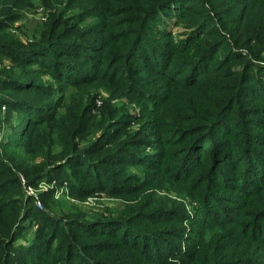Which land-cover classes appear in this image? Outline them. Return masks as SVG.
<instances>
[{"label": "trees", "instance_id": "1", "mask_svg": "<svg viewBox=\"0 0 264 264\" xmlns=\"http://www.w3.org/2000/svg\"><path fill=\"white\" fill-rule=\"evenodd\" d=\"M43 2L48 18L28 43L11 29L38 2L0 0V62L11 57L37 65L30 73L79 91L70 106L60 102L59 114L47 101L54 92L40 80L11 71L0 81L5 95L0 104L18 112L21 122L13 129L23 126L15 141L0 143V264H176L171 257L181 264H264V6L244 24L234 17V0ZM171 12L189 27L201 28L200 35L181 46L171 31L161 29L163 16ZM238 64L243 73L233 70ZM102 87L140 113L123 111L111 129L83 148L92 115L100 109L91 91ZM112 113L108 105L100 116L108 121ZM199 114H205L204 123L193 124ZM127 118L144 120L143 131L133 132L136 127ZM146 130L165 138L166 150L152 162L154 155L129 160L131 146ZM216 135L220 141H207ZM179 141L184 154L171 149ZM207 143L214 147L205 152ZM192 156L194 167L186 170ZM116 164L129 173L134 165L143 166L146 179L128 173L121 180L107 168ZM56 171L66 174L78 198L105 189L137 202L121 221L137 229L108 232L111 226L84 228L91 221L77 216L66 221L50 216L42 219L46 223L33 240L22 241L32 201L22 199V181L35 187ZM156 186L197 202L199 212L191 218L183 202L144 199ZM184 239L192 240L187 247L192 252L176 254ZM19 241L23 248L17 250Z\"/></svg>", "mask_w": 264, "mask_h": 264}, {"label": "rangeland", "instance_id": "2", "mask_svg": "<svg viewBox=\"0 0 264 264\" xmlns=\"http://www.w3.org/2000/svg\"><path fill=\"white\" fill-rule=\"evenodd\" d=\"M38 3L37 5L30 9L24 11V15L21 17L20 20L15 22L13 24V27L11 30H13V35L17 36L18 39L23 38L27 40L28 43H31V39L33 38L34 30L38 28V24H43L47 18H48V8L46 2L44 3L43 0H36ZM234 2L238 6V10L234 13V17H240L243 18V23L246 24L248 22H252L251 17L257 16L258 11L262 6H264V0H250L245 5L242 4V0H234ZM256 3V6L254 5ZM245 6L247 7L245 12ZM246 13L245 16H242L243 9ZM164 18V24L161 27V29H165L168 31H171L173 35L176 37V41L181 44L189 43V40L195 39L197 36L200 35L202 29L196 30L195 27H189L188 25L184 24L183 22H180L176 16L173 15V12H171L169 17L163 16ZM245 25L242 26V31L245 30ZM197 31V32H196ZM17 33V34H16ZM22 35V36H20ZM23 41V40H22ZM220 59H223L225 57V53L223 51H219ZM245 54V53H244ZM261 57L264 59V50L261 53ZM3 62H0V81L5 79V77L11 72L15 71L16 75L25 76L33 78L34 80H40L44 83L43 86H45L46 91H53L54 94L49 98L47 101H51L55 107L57 108V112L60 114V112L63 110V107H59L60 102L63 103L64 106H70L71 101L70 98L73 95L74 97L77 95L78 91L77 88L71 89V87H61L59 84H56V82L52 80H48L45 76L41 78L40 74H33L30 73L33 67L37 69V65L35 66H25L23 64H18L17 61L12 59L11 57H2ZM264 63V61H261ZM208 66V63L202 66L203 68H206ZM243 64H238L233 68L235 72L243 73ZM214 67V66H212ZM257 68V67H255ZM201 70V69H200ZM205 70V69H204ZM254 71V70H253ZM204 72V71H202ZM201 72V73H202ZM49 85H57L56 89H53L52 87H49ZM264 92V91H262ZM257 92V94L262 93ZM251 93H253L251 91ZM91 94L94 96V106L96 104L97 108L99 109L98 115H92L93 116V122H91L89 127V134L86 137L85 142L81 143L82 147L85 148V146L88 143H93L95 140H98L101 138L103 133L107 129H111L113 124L117 122L116 116H120L121 113L124 111L131 112L135 115H139L140 112L137 111V106L133 104L132 102H129L128 100L124 98H111V94L106 89L99 88L97 90H92ZM5 98V95L3 96L0 93V99ZM243 100V99H241ZM47 103V102H46ZM112 105L113 107V113L112 118L108 121L105 120V118H102L100 116L101 113H106L107 106ZM7 108L4 107L2 104H0V143H6L8 141H15V135L14 133L18 132L23 127L18 126L17 128L13 129V126H15L17 123L21 121H17V111H8ZM54 111V110H53ZM97 113V110H94V113ZM132 115V114H130ZM128 117H131V116ZM115 116V117H114ZM114 117V118H113ZM199 120H193V124H203L205 114H199ZM123 119V118H122ZM127 119H133V118H127ZM97 121L99 123L97 124ZM129 121V120H126ZM124 121V122H126ZM133 121V122H132ZM132 125L135 126L136 131H143L141 127H143L145 121H138V120H132ZM107 123V124H106ZM130 123V122H129ZM102 127L103 125H105ZM118 125H116V128ZM153 132L147 131L141 134V138L137 140L138 143H134L130 149L131 150V157H129V160H138V155H145V158L151 157L154 155V158H150L153 161L164 148V139H162V136L156 134H151ZM113 134V133H111ZM110 136V135H108ZM160 137V138H159ZM221 135H216L215 137L212 136L207 141H220ZM105 138H102V141H104ZM107 139V138H106ZM105 139V140H106ZM133 141V140H132ZM166 141V139H165ZM107 142V141H105ZM104 142V143H105ZM173 150H178L182 154L185 152V145L179 141L175 143H171ZM214 145L208 144L204 147L205 152L210 151ZM82 148V149H83ZM166 150V148H164ZM195 153V152H194ZM107 154V153H106ZM108 155V154H107ZM194 155V154H193ZM119 161V160H118ZM118 161H114V163H118ZM135 169L134 172L129 173V170L124 168V165L116 164L114 166H107L109 171L116 173V175L121 176V180H126L127 178L124 176V174L132 175V176H139L146 179V170L143 168V166L134 165ZM194 167V160L193 156L191 157L190 161L185 164L184 168L193 169ZM70 165L66 166V169L63 170L64 173H69ZM126 171V173H125ZM60 171L53 172L51 175L45 176L42 178L41 182L35 187H30L25 185V181H22L24 184V188L19 191V193L22 195V199L24 200H30L29 204L31 206H28L25 210L27 212V220L23 222V226L20 230V235L23 237L22 241H31L33 240L35 233L37 230H39L42 226L45 225L46 222L42 220L45 217L50 216L52 218H58L62 219L63 221L69 220L72 216H77V219H80V221H91L84 224V228L86 227H95L98 225H102L104 229V226L110 227L107 228V231H112L113 229H123L127 232L128 228H136L135 225L127 226V224H124L125 217L128 216V206L132 205L135 206L137 202L130 201L127 198H124L122 196L115 197L106 192L105 189H101L102 192L97 191L95 193H92L90 195H86L85 198H78L73 194L71 191L70 181H68V178H66V174L62 175L60 177L59 174ZM86 177V176H85ZM135 184V182L133 183ZM76 185V184H74ZM77 187V186H76ZM75 187V188H76ZM156 186L154 188H149L148 191L144 193V199H148L151 202H155L157 200L162 199H171L176 202H183L184 207L186 209L187 214L193 218L196 212H199L198 204L197 202L193 201L192 199H185L182 200L181 197L173 191H167L165 189H159ZM77 189V188H76ZM121 190H127L126 186L124 189ZM41 205V206H40ZM36 206V207H35ZM35 208V210H34ZM37 211V212H36ZM32 215V216H31ZM211 219V218H210ZM210 219H204L202 218L201 221H203L205 224L206 222H211ZM109 220V222H107ZM119 221L120 223H115L113 221ZM113 222V223H112ZM212 223V222H211ZM124 227V228H123ZM192 227L189 225L188 230L191 231ZM190 235V234H189ZM120 236H124V232H120ZM195 239V238H194ZM193 239V240H194ZM189 242H192V240H189ZM188 242V244H189ZM184 239V242L180 246V250L175 252L176 254H181V252L186 253L189 249V245ZM18 247H16L17 250L22 249V242L19 241ZM188 245V246H187ZM32 244L29 246L31 247ZM156 246V245H155ZM157 247V246H156ZM157 248L163 249L162 246H159ZM190 248V247H189ZM252 248H250L248 251H250ZM192 252L191 250H189ZM170 260L173 262L179 263L176 259L170 258Z\"/></svg>", "mask_w": 264, "mask_h": 264}, {"label": "built area", "instance_id": "3", "mask_svg": "<svg viewBox=\"0 0 264 264\" xmlns=\"http://www.w3.org/2000/svg\"><path fill=\"white\" fill-rule=\"evenodd\" d=\"M41 206V205H40Z\"/></svg>", "mask_w": 264, "mask_h": 264}]
</instances>
